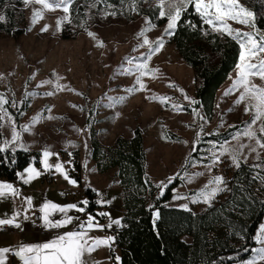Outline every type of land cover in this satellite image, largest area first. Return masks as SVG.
Here are the masks:
<instances>
[{
  "label": "rangeland",
  "instance_id": "obj_1",
  "mask_svg": "<svg viewBox=\"0 0 264 264\" xmlns=\"http://www.w3.org/2000/svg\"><path fill=\"white\" fill-rule=\"evenodd\" d=\"M80 3H85L86 6L85 20L80 29L73 19L71 5L69 13L66 14L62 9L50 10L43 8L42 5L30 3L23 4L18 9L17 22L18 26L24 28L23 32L17 37L0 33V93L5 94L10 102L15 101L16 104L23 99L25 104V110L20 113L18 119L7 105H4L9 115L5 116L2 122L0 146H3L4 140H11L13 128V125L9 124L11 118L20 139L10 150L36 151L39 152L40 160L39 164H36L32 157L26 166L17 171L16 179L0 176V181L13 183L21 192V196L14 200L4 199L7 207L0 213V217L11 216L14 211H21L28 216V219L22 216L19 220L21 224L19 230L22 233L15 237V241L7 234H0L1 247L17 248L20 244H41L55 239L63 232L79 230L77 227L79 221L66 228L56 229L44 227L42 220L44 238L39 239L40 232L29 227L30 230H27L26 226L32 221L33 212L40 211L42 205L48 201L61 206L77 203L85 207L80 202L87 199L86 187L95 190L97 201H111L110 204L98 203L96 206L98 214L103 211L111 213V216L101 220L87 210L85 213L70 211L69 215L79 216L83 220L91 214L104 225L113 218L121 219L123 187L119 182L117 167H110L105 171L97 168L91 155V137L85 119L86 110L83 109L85 103L87 107H93L97 137L105 146L113 144L118 135L130 138L136 127L141 129L146 157L145 175L154 184V193L163 192L165 187L159 186L162 181L167 185L173 181L169 178L176 177L180 180L172 197L166 202L168 205L182 207L186 204L193 210H203L227 195L229 180L233 169L236 168L232 161L233 155L240 161L252 165L260 176H264V148H260L256 139L243 135L252 119V112H245L247 101L235 104L243 89L225 96L226 90L237 78L236 66L217 89L213 109L208 113L201 105L190 102L197 101L195 88L198 81L191 66L180 57L169 36L165 35L167 20L156 24L146 13L140 14L136 6L135 10L132 8V17L127 19L122 13L123 5L115 7L107 4L105 0L101 2V6L96 4L95 7L91 6L94 3L91 0H82ZM154 4H160V0L142 1L144 7ZM37 10L43 12V18L33 24L32 18ZM111 12L116 14H106ZM66 15L71 22L65 20L58 26L57 21ZM149 22L155 27L145 32L149 44L141 47L144 37L138 34L149 28ZM229 23L235 29L253 31L249 26L234 21ZM45 27L47 31H42ZM259 29L264 31V28ZM89 32L94 33L95 37L90 36ZM161 36H164L165 40L163 47L154 53L150 52ZM101 42L103 46H100ZM130 57L136 58L131 65L127 63ZM145 57L147 59H144ZM261 57H264V53ZM137 63L146 65L144 69L146 74L143 76L135 70ZM128 69L131 71H127ZM138 77L144 85L143 88L137 84ZM45 80H51L52 83L40 86ZM251 81L264 87V80L259 77H252ZM57 84L61 88L58 89ZM133 88L137 90L129 91ZM47 92L54 94L44 95ZM185 96L190 99H186ZM120 97L124 99L120 101L118 99ZM162 97L171 99L162 102ZM110 104L114 106L110 107ZM193 109L199 116L193 113ZM200 117L205 119L202 120ZM261 123H264V120L253 125L257 137L261 136L259 132ZM234 125L236 126L232 127ZM223 132L225 135H222ZM210 134L214 137L206 140L204 137ZM237 136L238 139L234 138ZM241 145L247 147L242 148ZM253 146L256 147V152L251 151ZM45 150L53 153L48 158V163L51 165L62 163L68 176L75 179L78 186L69 183L55 168L49 170L44 167ZM75 151L79 153L81 164L80 180L71 173L77 171L73 161ZM194 151L207 159L192 157ZM213 153L220 158V162L214 165ZM257 164L261 167H255ZM209 165L210 168L206 167ZM29 167H35L41 174L25 186L18 174ZM196 173L203 175H194ZM215 176L224 178L225 183L220 187L225 190L212 198L210 203L202 200L194 202L200 191L205 185H209ZM255 189L264 198V181L259 180ZM176 196L185 198L176 199ZM23 197L32 198L31 208L23 201ZM150 203L151 198H147L146 204ZM156 211V208L151 210L153 221L157 219ZM50 218L62 219L63 214L55 212ZM262 225L264 216L256 229V243L250 254L237 264H248L257 258L254 249L264 247L256 239ZM119 226L113 225L112 228H105L103 231H91L90 235L101 238L113 237V230ZM111 251L114 252V256ZM9 254L14 259L13 264H22L12 253L6 256H10ZM117 256L120 257L119 249L113 242L110 248L99 247L87 259L95 261L96 264H119L115 259ZM261 263L264 262H259Z\"/></svg>",
  "mask_w": 264,
  "mask_h": 264
},
{
  "label": "trees",
  "instance_id": "obj_2",
  "mask_svg": "<svg viewBox=\"0 0 264 264\" xmlns=\"http://www.w3.org/2000/svg\"><path fill=\"white\" fill-rule=\"evenodd\" d=\"M80 1L73 0L71 4L73 19L79 29L86 15L85 3ZM105 1L115 7L123 5L124 16L127 19L132 17V0ZM142 1L135 0L140 14L146 13L156 24L167 20L166 16H158L160 4L144 7ZM240 2L257 13L256 25L264 28V0ZM23 4V0H0V15L5 17L0 22V33L17 37L23 32L24 28L18 26L17 22L18 9ZM96 4L102 5L101 2ZM185 21H191L196 28L193 29ZM202 29L207 30L208 25L202 24L194 7L190 6L182 14L175 34L169 36V40L180 57L191 66L198 81L195 88L196 105H201L210 113L217 89L238 63L240 47L227 35H202ZM6 105L16 119L25 110L23 99L16 102L15 107L10 103ZM83 109L86 110L85 119L91 137V155L97 168L105 171L117 167L119 182L123 187L121 225L113 230L114 242L120 253L119 264H237L250 254L256 243V229L264 216V198L255 189L259 183V179H255L258 172L252 165L241 160V166L232 171L228 194L203 210L168 205L166 202L180 180L175 177L162 193H154L155 186L145 175L146 157L141 129L136 127L130 138L118 135L113 144L105 146L97 137L93 107H87L85 103ZM213 137L210 134L204 138ZM32 157L39 164V152L36 151L16 149L0 153V176L16 179L17 171L26 166ZM192 157L207 159L196 151L192 152ZM73 161L77 171L71 173L80 180L78 151L74 152ZM85 194L89 201L85 205L86 210L103 220L104 217L96 211L98 201L95 190L86 187ZM147 198H151L150 205L146 204ZM154 208L159 211L156 221L152 219L151 210ZM111 253L114 256V252Z\"/></svg>",
  "mask_w": 264,
  "mask_h": 264
},
{
  "label": "snow or ice",
  "instance_id": "obj_3",
  "mask_svg": "<svg viewBox=\"0 0 264 264\" xmlns=\"http://www.w3.org/2000/svg\"><path fill=\"white\" fill-rule=\"evenodd\" d=\"M102 0H95L91 5L92 7L96 6V3H100ZM25 5L30 3L42 5L45 9L55 10L62 9L64 13H69L70 5L73 3V0H23ZM131 6L135 10V0H132ZM192 6L194 7L195 13L200 17L202 24L208 25L207 30L202 29V35H209L210 33H218L221 36L227 35L231 39L235 40L241 49L239 55V62L236 65L238 69L237 78L234 80L232 86L226 90L225 96L231 95L234 92L240 91V95L235 101L236 105L244 103L245 112H252V119L246 126L243 135L251 139H256L257 144L260 148H264V123L260 124L259 132L261 133L260 137H257V132L253 129V125L259 121L264 120V87H260L252 83V77H259L261 80H264V57H261V54L264 53V31L260 30L256 25V16L257 13L250 11L248 8L244 7L240 3V0H160V11L158 16L160 18L167 17V25L165 28V35L172 36L175 34L177 25L182 18V14L187 12V9ZM166 9V10H165ZM110 15H115V12L106 13ZM43 18V12L37 10L34 12L32 22L35 24L38 19ZM5 17L0 15V22L4 21ZM65 20L71 22L69 17L66 15L57 21L58 26L63 23ZM229 21H234L242 25L249 26L253 31H241L235 29L229 23ZM186 24L190 25L193 29L196 28V25L191 21H185ZM155 25L149 22V28L141 31L138 35L143 36V44H149V40L145 35V32L150 30ZM42 31H47V27L42 29ZM90 36L95 37V34L92 32L88 33ZM165 40L164 36H161L155 42V47L150 49V52L154 53L159 51L163 47ZM103 43L101 42V45ZM135 57H130L127 59L128 64H132ZM144 59H147L145 57ZM253 61H256L255 63ZM146 68L145 64L137 63L135 70L141 73L143 76L145 73L144 69ZM127 71H131L128 69ZM52 83L51 80H45L41 82L40 86L45 84ZM137 84L141 85V88L144 87L141 79L137 78ZM174 87V85H172ZM59 89L61 86L56 85ZM137 89H129V91H135ZM53 92L44 93V95L51 96ZM29 95H32L29 93ZM186 99H190L185 96ZM116 100L117 98H112ZM122 101L124 98H118ZM171 99L170 97H162L161 101L165 102ZM192 104L197 103L195 100H190ZM11 103V106L15 107V101H9L5 94L0 93V135H2L3 129V120L5 116H8V110L4 105ZM114 106L112 104L109 105ZM73 107H79L78 105H73ZM176 107V105H173ZM82 110V109H81ZM233 109H229L232 111ZM193 113L199 116V113L193 109ZM204 120V117H200ZM35 120V118H34ZM9 124L13 125L12 128V137L11 140H4L3 146H0V153L9 151L12 148V145L20 139V134L16 131L14 121L10 118ZM27 131V128H25ZM234 138H239L234 137ZM241 147H247L246 145H241ZM227 151V149H225ZM251 151L256 152V147H251ZM53 153L48 150L43 152L44 156V167L51 170L55 168L57 172H60L66 180L69 181L74 186H78V182L75 179H72L68 176L67 172L64 170L62 163H57L51 165L48 163V158L51 157ZM58 155V154H57ZM213 165L220 162V158L213 153ZM257 159H259V153H257ZM232 161L235 167L239 168L241 162L235 155L232 156ZM211 167V165L206 166ZM255 167H261L257 164ZM27 174V175H26ZM41 172L35 167H29L18 174L19 179L24 183H29L32 179L39 177ZM194 175H203V173H196ZM174 178H169L171 181ZM255 179L264 181V176L259 174ZM224 178L222 176H215L209 182V185H205V188L200 191L197 196V200L194 202H200L201 200L205 203H210L212 198H214L218 193L224 191L225 189L221 188L220 185L224 184ZM215 185V187H211ZM160 187H166L162 181L159 185ZM21 196V192L18 188L14 186L11 182L0 181V200L6 198H12L13 200ZM185 197L176 196V199H184ZM23 201L27 204L29 208L32 205L31 197H23ZM101 204H110L111 201H98ZM80 204L88 205L89 201L87 199L80 202ZM183 208L188 209V205H182ZM190 210V209H189ZM40 211L43 213L41 217L43 220V225L46 228H56L62 229L66 228L69 225H72L74 222L79 221L77 227L79 230H69L58 235L55 239L41 243V244H20L17 248L3 247L0 248V264H6L7 256L6 254L12 253L14 256L18 257L22 264H96L95 261H90L87 258L91 257V254L101 246L111 247L115 238L112 236L95 237L90 235L91 231H103L105 228H112L113 225L119 226L121 224L120 218H113L107 225L101 224L95 216L91 214L87 215L86 219L81 220L79 216L69 215L70 211H75L79 213H85L86 208L79 206L77 203L67 204V205H58L51 201L45 202ZM59 212L63 214L62 219L53 220L50 217L53 213ZM101 217H110L111 213L101 211L99 214ZM23 216L24 219H28L27 214L22 213L21 211H14L11 216L0 217V226H14L20 228L21 224L19 220ZM155 216L159 217V211L155 212ZM257 241L264 245V225L261 226L260 232L256 237ZM257 253V258L251 260L248 264H259V262H264V247L254 249ZM117 261L120 260V257L115 258Z\"/></svg>",
  "mask_w": 264,
  "mask_h": 264
},
{
  "label": "built area",
  "instance_id": "obj_4",
  "mask_svg": "<svg viewBox=\"0 0 264 264\" xmlns=\"http://www.w3.org/2000/svg\"><path fill=\"white\" fill-rule=\"evenodd\" d=\"M41 212L39 210H35L32 214V221L28 223V227L30 229H34L38 232L41 233L43 232L42 230V218H41ZM16 227L14 226H0V232H9L15 230Z\"/></svg>",
  "mask_w": 264,
  "mask_h": 264
},
{
  "label": "crops",
  "instance_id": "obj_5",
  "mask_svg": "<svg viewBox=\"0 0 264 264\" xmlns=\"http://www.w3.org/2000/svg\"><path fill=\"white\" fill-rule=\"evenodd\" d=\"M25 186H27V184L26 183H23ZM5 200L3 199V200H0V213H2L3 211H5V209H6V207H7V204H5ZM26 228H27V230H30L29 228H28V224H27V226H26ZM2 233H4V234H7V235H9V237L12 239V241L14 240L15 241V237H19L20 236V234L22 233V231L21 230H19V228L18 229H15V231L14 232H10V233H5V232H0V234H2ZM39 237V239H41V238H44V232H42L41 233V235H38ZM8 237V236H7ZM12 244V243H11ZM3 247H8V246H3ZM3 247H1L0 246V248H3ZM10 255V254H9ZM14 263V259L11 257V255L10 256H8L7 257V260H6V264H13Z\"/></svg>",
  "mask_w": 264,
  "mask_h": 264
}]
</instances>
